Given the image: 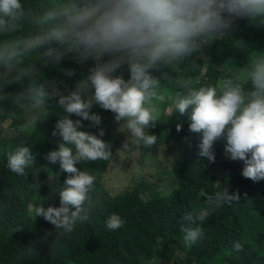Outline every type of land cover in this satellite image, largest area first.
Instances as JSON below:
<instances>
[{"label":"clouds","instance_id":"1","mask_svg":"<svg viewBox=\"0 0 264 264\" xmlns=\"http://www.w3.org/2000/svg\"><path fill=\"white\" fill-rule=\"evenodd\" d=\"M232 17L264 23V0H0V101L31 110L51 102L61 110L51 131L58 137L56 146L44 154L66 173L56 191L59 206L39 202L33 215L59 229L57 236L89 221L95 177L76 165L111 155L100 138L103 129L97 127L101 116L90 111L93 104L111 111L128 140L146 147L156 142L147 129L157 121L159 110L187 112L189 131L200 134L199 157L213 162V141L223 135V154L242 162L241 175L254 182L264 179V53L249 59L238 75L215 85L192 87L175 79V69L184 58L224 36ZM64 58L92 61L71 88L63 81L32 80L13 92L3 91L5 85L38 72L35 62L59 65ZM122 66L127 78L120 72ZM162 68L171 69L173 77L161 72L160 82L155 75ZM59 70L64 76L73 75L71 68ZM245 81H250V88H242ZM170 85L179 90L169 92ZM81 120L96 127V133L82 130ZM33 162L27 145L6 154V167L19 176H25ZM202 195L213 210L239 200L226 186ZM206 216L204 211H190L181 217L186 248L202 238ZM123 223L117 213L104 218L109 230ZM241 247L232 243L235 250Z\"/></svg>","mask_w":264,"mask_h":264},{"label":"trees","instance_id":"2","mask_svg":"<svg viewBox=\"0 0 264 264\" xmlns=\"http://www.w3.org/2000/svg\"><path fill=\"white\" fill-rule=\"evenodd\" d=\"M259 53H264V23L232 17L224 36L184 58L175 69V79L192 87L215 85L238 75ZM91 64L90 58H64L59 65L35 62L38 72L5 85L3 91L13 92L32 80L63 81L71 88ZM61 67L73 69V75L64 76ZM120 72L127 78L126 67ZM250 87V81L242 84L244 89ZM176 90L170 85L169 92ZM90 111L101 116L97 127L103 129L100 138L111 155L76 165L95 177L89 192V221L57 236L60 230L33 215L32 209L39 202L44 207L59 206L56 191L66 173L44 154L56 146L58 137H52L51 131L61 110L51 102L31 110L0 101V264H264V179L254 182L241 175L242 162L223 154V135L213 141L214 160L209 162L197 155L200 134L189 131L187 112L173 110L164 118L160 114L165 111L159 110L157 121L147 129L156 142L146 147L128 140L111 111L96 104ZM88 125L81 120V129L95 134L96 127ZM21 144L29 146L34 158L25 176L6 167V154ZM121 148L127 152L122 169H129V177L121 190L112 192L102 177ZM222 186L229 193L235 191L239 200L208 209L202 193L212 194ZM190 211H204L207 216L201 223L202 238L186 248L180 224ZM111 213L124 221L115 230L104 226ZM234 241L242 245L239 250L232 248Z\"/></svg>","mask_w":264,"mask_h":264},{"label":"rangeland","instance_id":"3","mask_svg":"<svg viewBox=\"0 0 264 264\" xmlns=\"http://www.w3.org/2000/svg\"><path fill=\"white\" fill-rule=\"evenodd\" d=\"M171 69H168V68H162L160 70H157V75H155L159 80L160 82H162L163 78L161 77L160 73L161 72H164V73H167L168 77L169 78H172L173 75L171 73ZM229 72V71H228ZM151 75H154L153 73H150ZM167 84V82H166ZM171 109H169V107L167 108V111L165 112H162L160 114V116L162 117L163 113H164V118L169 116V112H170ZM125 148H121V151L119 153V156L116 160V162L111 166L110 170L107 171L106 173H104L103 177H102V182L106 185V187H110L111 188V191L112 192H118L119 190H121V185L123 184L122 181L125 183L126 181V177L128 176L129 177V174H128V170H124L122 169V167L124 166L125 164V159L127 156V152H125L124 150ZM133 159L135 157H132ZM119 173H121L122 177H123V180H121V177L119 175Z\"/></svg>","mask_w":264,"mask_h":264}]
</instances>
